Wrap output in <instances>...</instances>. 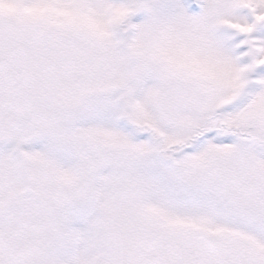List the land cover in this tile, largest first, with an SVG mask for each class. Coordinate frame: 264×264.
<instances>
[{"label":"snow or ice","instance_id":"obj_1","mask_svg":"<svg viewBox=\"0 0 264 264\" xmlns=\"http://www.w3.org/2000/svg\"><path fill=\"white\" fill-rule=\"evenodd\" d=\"M0 264H264V0H0Z\"/></svg>","mask_w":264,"mask_h":264}]
</instances>
